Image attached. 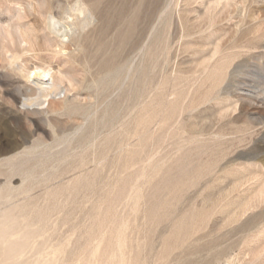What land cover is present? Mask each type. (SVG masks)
<instances>
[{
  "label": "rangeland",
  "instance_id": "1",
  "mask_svg": "<svg viewBox=\"0 0 264 264\" xmlns=\"http://www.w3.org/2000/svg\"><path fill=\"white\" fill-rule=\"evenodd\" d=\"M11 26L70 92L19 123L0 52V264H264V0H0Z\"/></svg>",
  "mask_w": 264,
  "mask_h": 264
},
{
  "label": "bare ground",
  "instance_id": "2",
  "mask_svg": "<svg viewBox=\"0 0 264 264\" xmlns=\"http://www.w3.org/2000/svg\"><path fill=\"white\" fill-rule=\"evenodd\" d=\"M77 10L80 14L84 12L82 8H79ZM56 20L57 18L51 14H48L45 17L46 28L51 33H54V31L59 33V26L57 25ZM86 24L87 23H84L83 26H87ZM22 30L17 26H11L3 31L0 29V52H2L3 57H5V59L7 60L5 62V67L8 68L10 72L23 77L27 83H30V85L26 83L23 87L17 88L19 93H25L23 99L20 100L19 97L13 96L12 100L9 102V105H11L13 108L18 106V104L22 102L23 108H17L14 111L11 108L7 107V109H11L12 113L14 112L17 115L15 118L17 121H19V123L23 121V117L21 115L27 118L30 115L33 116L37 114L48 113L53 104L65 101L68 98L67 93L70 92L68 88L64 89L61 87V79L59 77H56L51 68L35 66L32 67V69H28L25 64H21V59L24 56V52L12 53L10 48L6 46L5 41H8L13 46L24 50L25 48H22V45L28 43L29 38L27 37V34ZM61 35L65 37L67 34L65 32H62L60 33V36ZM63 44L64 42L62 40H59V42L57 43V47H60ZM47 81H49L50 83L48 84ZM61 92L64 93L63 97L60 96ZM72 96L74 98L71 97L70 99H74L73 101H76L75 96H77V94ZM43 104H46V107L39 108ZM2 105L3 102L0 100V107H2ZM5 146L6 155H13L16 151V144L14 142H8L5 144Z\"/></svg>",
  "mask_w": 264,
  "mask_h": 264
}]
</instances>
